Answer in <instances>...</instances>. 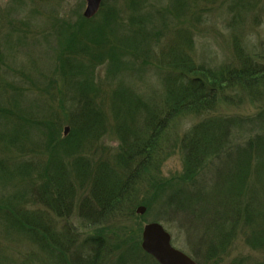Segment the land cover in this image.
Instances as JSON below:
<instances>
[{"label": "rangeland", "instance_id": "rangeland-1", "mask_svg": "<svg viewBox=\"0 0 264 264\" xmlns=\"http://www.w3.org/2000/svg\"><path fill=\"white\" fill-rule=\"evenodd\" d=\"M136 5L143 7L138 13ZM86 7V0H0V105L8 111L3 119L14 120L16 110L37 113L42 109L44 114L63 121L61 136L67 138L71 133L72 99H76L75 112L79 104L75 98L79 93L74 96L69 88L73 81L86 84L92 104L108 119L106 133L83 145L79 155L88 162L90 173L83 185L76 181L80 188L74 197L76 205L89 195L92 174L97 171L98 180H102L103 173L115 168L114 154L121 141L114 128L120 129L122 121L116 123L113 114L122 106L138 105L135 97L126 93L138 96L139 104L160 105L162 75L173 62L168 57L171 49L178 48L194 62L212 67H240L244 62L260 63L264 59V0H107L105 8L101 6L91 19L84 17ZM135 17L146 19L145 24H136ZM69 62L78 67L79 71H73L75 78L69 76ZM116 94L121 98L116 99ZM236 97L237 104L220 105L211 117L247 123L264 109V105L252 104L245 94ZM207 118L182 119L171 130V141L159 167L137 185L140 204L135 217L124 220L122 226L105 236L114 250L111 258L124 253L128 247H121L120 241H127L129 248H141L145 255L139 257L145 264H158L152 257L146 258L148 254L141 245L145 226L159 223L171 235L174 247L198 264H238L239 258L248 260L246 264H264V254L251 251L240 240L223 262L208 260V241H203L204 228L208 229V194L218 169L236 158L237 151L228 154L226 161L209 168L207 165L192 184L183 182L181 137ZM144 120L145 115L138 112L134 122L126 123L128 132L141 131ZM45 132L41 153L33 156L40 162H46L49 153L58 152L57 143L49 145L52 137L47 128ZM1 149L0 157L4 156ZM70 161H66L68 166ZM252 166L249 182L258 193L257 199L263 201L264 191L258 186L255 164ZM0 190L13 192L11 187L0 186ZM172 197L177 203L174 208V204H168ZM190 206L197 216L206 218L195 216L188 221L183 213ZM140 208L145 209L143 214ZM77 213L75 208L70 219H56L52 214L51 219L58 233L67 227L77 228L80 234L74 245L79 247L88 231L78 229ZM17 237L14 234L10 243L0 232L4 264H54L32 241Z\"/></svg>", "mask_w": 264, "mask_h": 264}, {"label": "trees", "instance_id": "trees-1", "mask_svg": "<svg viewBox=\"0 0 264 264\" xmlns=\"http://www.w3.org/2000/svg\"><path fill=\"white\" fill-rule=\"evenodd\" d=\"M106 4L107 0L103 9ZM135 9L138 13L143 7L136 5ZM134 19L136 24L146 22L143 17ZM148 44L150 47L151 43ZM168 57L173 62L162 75L164 92L160 105L139 104L138 96L126 93L134 96L138 105L122 106L113 114L116 123L122 121L120 129L113 127L121 141L114 154L115 168L103 173L102 180H98L97 171L92 174L89 195L83 196L77 205L76 181L83 185L90 173L88 162L79 155L83 145L106 133L109 123L102 110L92 104L91 90L83 83L70 84L72 95L79 93L75 97L79 104L75 112L76 99H72L71 133L65 139L61 136L63 121L58 117L44 114L42 109L37 113L16 110L19 115L14 112V120H6L3 118L8 111L0 105V149L4 155L0 157V186L13 189V192L0 190V232L5 240L13 243L11 238L15 234L32 241L54 264H145L139 257L145 255L141 248L133 250L127 241H120L121 247H128L124 253L111 258L114 250L105 236L122 226L124 220L135 217L140 204L137 185L159 167L176 124L182 119L208 115V121L181 137L183 182L192 184L207 165L209 168L221 163L228 154L237 151L236 158H230L218 169L220 172L208 194V229L204 228L203 233V241H208V260L223 262L233 254L238 240L251 251L264 254V200L257 199L258 193L248 175L254 163L258 186L264 191V109L247 123L211 117L220 105L237 104L236 96L241 93L252 104L264 105V59L260 63L247 61L240 67H212L194 62L178 48L171 49ZM66 64L69 76L77 77L73 71L78 67ZM115 98L121 96L116 94ZM138 112L145 115L142 129L128 132L126 123L134 122ZM46 128L52 137L49 145L57 143L58 152L49 153L46 162H40L33 156L41 153L40 142L47 137ZM175 202L172 197L168 204H174V208ZM36 206L40 210H30ZM74 207L78 212V229L88 231L79 247L74 245L80 234L77 228L67 227L58 233L51 219V214L56 219H70ZM184 211L188 221L197 216L194 206ZM3 252L0 247V264L5 262ZM247 262L240 258L236 261Z\"/></svg>", "mask_w": 264, "mask_h": 264}, {"label": "water", "instance_id": "water-1", "mask_svg": "<svg viewBox=\"0 0 264 264\" xmlns=\"http://www.w3.org/2000/svg\"><path fill=\"white\" fill-rule=\"evenodd\" d=\"M105 0H86L87 7L84 17L91 19L98 14ZM67 132V131H66ZM140 214L145 209L140 208ZM142 249L158 264H197L189 255L176 249L169 232L159 223L147 224L143 230Z\"/></svg>", "mask_w": 264, "mask_h": 264}]
</instances>
